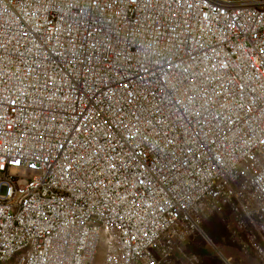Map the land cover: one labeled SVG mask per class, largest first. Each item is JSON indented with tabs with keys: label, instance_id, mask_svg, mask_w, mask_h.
<instances>
[{
	"label": "built area",
	"instance_id": "2783aa9c",
	"mask_svg": "<svg viewBox=\"0 0 264 264\" xmlns=\"http://www.w3.org/2000/svg\"><path fill=\"white\" fill-rule=\"evenodd\" d=\"M225 211L264 264V0H0V264H158Z\"/></svg>",
	"mask_w": 264,
	"mask_h": 264
},
{
	"label": "rangeland",
	"instance_id": "374dc122",
	"mask_svg": "<svg viewBox=\"0 0 264 264\" xmlns=\"http://www.w3.org/2000/svg\"><path fill=\"white\" fill-rule=\"evenodd\" d=\"M252 230V226L248 227V231ZM245 236L228 211L213 213L199 223L194 234L174 248L171 258L158 264H263L247 246ZM192 258L197 262L192 263ZM97 264H101L100 255Z\"/></svg>",
	"mask_w": 264,
	"mask_h": 264
}]
</instances>
